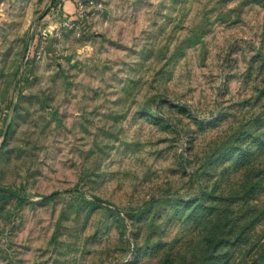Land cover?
Returning <instances> with one entry per match:
<instances>
[{
  "label": "rangeland",
  "instance_id": "1",
  "mask_svg": "<svg viewBox=\"0 0 264 264\" xmlns=\"http://www.w3.org/2000/svg\"><path fill=\"white\" fill-rule=\"evenodd\" d=\"M0 0V264H264V0Z\"/></svg>",
  "mask_w": 264,
  "mask_h": 264
},
{
  "label": "trees",
  "instance_id": "2",
  "mask_svg": "<svg viewBox=\"0 0 264 264\" xmlns=\"http://www.w3.org/2000/svg\"><path fill=\"white\" fill-rule=\"evenodd\" d=\"M73 3H75V0L73 1Z\"/></svg>",
  "mask_w": 264,
  "mask_h": 264
}]
</instances>
